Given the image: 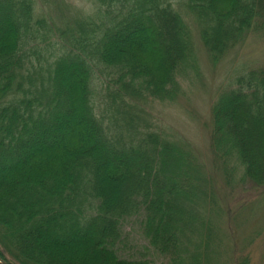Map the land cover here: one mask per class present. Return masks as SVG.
<instances>
[{
    "label": "trees",
    "instance_id": "1",
    "mask_svg": "<svg viewBox=\"0 0 264 264\" xmlns=\"http://www.w3.org/2000/svg\"><path fill=\"white\" fill-rule=\"evenodd\" d=\"M90 1L58 24L0 0V261L250 264L224 257L220 175L145 109L197 70L194 31L213 64L263 36L264 0ZM209 139L227 185H264V65L213 103ZM132 221L145 254L123 258Z\"/></svg>",
    "mask_w": 264,
    "mask_h": 264
},
{
    "label": "rangeland",
    "instance_id": "2",
    "mask_svg": "<svg viewBox=\"0 0 264 264\" xmlns=\"http://www.w3.org/2000/svg\"><path fill=\"white\" fill-rule=\"evenodd\" d=\"M42 2L41 0L36 5V16L58 24H63L62 15L78 19V16L88 15L96 9L90 0ZM52 2L61 3L65 7L64 13H59V5L57 10L54 9ZM258 35L250 34L224 59L213 64L199 42L197 31H194L198 49L197 70L190 77L180 79L181 91L173 102L154 101L145 109L150 122L156 126L155 129L158 128L169 135L172 140L189 145L210 174L220 175L215 178L217 186L215 184L214 189L224 208L219 222L227 235L224 257L228 258V261L238 259L239 253L245 248L250 264H264V185L241 182L239 176L232 186L226 184L224 176L215 170L211 157L209 127L211 108L220 94L235 88L239 76H243L252 68L264 65V35ZM98 91L95 89L94 95L97 96ZM127 232L136 246L131 247L128 253L121 250L120 256L134 258L144 255L146 243L140 237L138 225L134 221L128 225Z\"/></svg>",
    "mask_w": 264,
    "mask_h": 264
},
{
    "label": "water",
    "instance_id": "3",
    "mask_svg": "<svg viewBox=\"0 0 264 264\" xmlns=\"http://www.w3.org/2000/svg\"><path fill=\"white\" fill-rule=\"evenodd\" d=\"M0 264H3V263L0 261Z\"/></svg>",
    "mask_w": 264,
    "mask_h": 264
}]
</instances>
